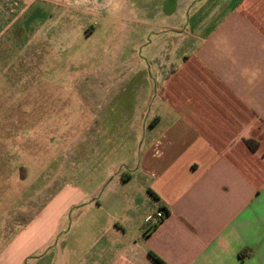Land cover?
Returning a JSON list of instances; mask_svg holds the SVG:
<instances>
[{
  "label": "crops",
  "instance_id": "obj_1",
  "mask_svg": "<svg viewBox=\"0 0 264 264\" xmlns=\"http://www.w3.org/2000/svg\"><path fill=\"white\" fill-rule=\"evenodd\" d=\"M115 1L17 0L11 21L0 15V41H17L14 62L0 46V243L13 236L9 264H23L28 255H16L17 225L46 229L39 243L50 246L46 264H163L151 251L164 264H264V0H160L154 16L142 10L113 17L137 27L114 33L108 51L116 60L126 55L137 73H154L157 95L119 108L121 102L95 96L75 119L100 131L109 122L113 135L125 128L130 159L119 160V174L108 172L114 175L94 201L70 182L54 192V179L42 181L40 204L21 209L30 218H20L25 176L17 175V121L38 118L34 105L43 90L34 100L21 93L51 81L17 72L80 66L66 51L101 25L85 23L81 14L96 15ZM58 102L64 111L44 110L40 118L70 119L72 102ZM82 205L85 216L68 225L67 214ZM160 210L165 216L158 220Z\"/></svg>",
  "mask_w": 264,
  "mask_h": 264
},
{
  "label": "rangeland",
  "instance_id": "obj_2",
  "mask_svg": "<svg viewBox=\"0 0 264 264\" xmlns=\"http://www.w3.org/2000/svg\"><path fill=\"white\" fill-rule=\"evenodd\" d=\"M128 3L127 8L126 0H117L109 9L96 15L81 14L86 20L85 23L93 20L100 22L101 25H94L93 30L96 31L90 39H83L79 42L73 41L71 45L73 48L69 49L68 52L66 51L65 58L72 60V63L80 59L78 61L80 66H74L68 62L69 64L59 70L51 72H17V75L23 76V78L27 76L33 80L41 78L42 81H51L48 85L43 87L32 86L21 93H29L34 100L36 91L43 90L40 94V100L34 105V108L39 110L38 118L17 121L18 125L21 126L20 128L17 126V175L21 173V176H25L21 184L22 188L17 206L20 208L18 214L20 213V218L24 221L29 220L30 216L24 212L26 210L21 209L30 204L34 207L40 204V198L35 195L45 192V184L42 181L54 179L55 183L50 191H56L63 183L70 182L78 186L87 194L88 198L92 199L94 196L99 197L102 194L111 176L114 175L113 173L108 178L106 177L111 169L119 174V160L130 159V154L124 147L125 143H123L125 128L119 130L118 135H113L110 131L113 129H111L109 122H107L106 131H104L106 126H102L103 130L100 131L98 127L94 126V123L82 126L75 119L79 110L83 107L87 109L83 101L92 100L95 96L101 95L112 100V102H121L116 105V108H119L125 107L126 102L131 101V99L152 98L157 95V91L154 89L156 85L154 73H137L136 69H131L129 65H126L124 61L127 58L126 55L119 56L116 60L109 52L110 48L113 47L110 42L114 41H111L110 38L114 33H119L126 24L129 27L132 25L134 28L137 27L136 24L112 18L124 17L125 12L137 16L142 10H147L150 12V16H154L160 0H131ZM16 5L17 0H5V2L0 3V15L6 16V21H11L17 15ZM72 15L76 14L72 13ZM140 26H138V32L142 33ZM8 38L10 37L7 36L4 41L1 40L0 46L6 51L4 59L7 58V61L11 62L17 54V41ZM138 49L141 50V48ZM141 73L146 74L148 78L143 79ZM5 75L8 76L9 74L5 73ZM146 79L149 80V85L146 83ZM52 85L54 86L50 88ZM46 98L55 100L52 104H47L44 103ZM63 98H68L72 102L69 106L70 112H73L70 119L62 120L61 116L56 113L48 115L52 116L50 118H40L44 115L40 114L41 111L45 113L44 110H48V113L49 111H64L61 108V103L58 102ZM22 109L23 111L27 110L23 107ZM115 146L119 147L116 155L110 152ZM101 147L106 149L103 154L100 151ZM19 167L23 168L20 170ZM81 207L87 209L86 205H82L67 214L65 221L68 225L75 216L80 214L78 210ZM83 214H80L81 217L85 216ZM24 228L22 225H17V231H13L19 237L18 243H22L20 247L15 248L16 255L19 251H27L28 255L24 258L23 264H35V259L38 256L42 258L40 264H46L47 256L45 254L50 246L46 249L39 244L48 237L46 229L43 228L39 232H34L29 229L24 231ZM5 238V243H0V264H2L3 255L6 264H9L11 251L8 249V243L11 242L13 236L7 233ZM55 242L56 237L53 240V243ZM12 250L14 251V249Z\"/></svg>",
  "mask_w": 264,
  "mask_h": 264
},
{
  "label": "trees",
  "instance_id": "obj_3",
  "mask_svg": "<svg viewBox=\"0 0 264 264\" xmlns=\"http://www.w3.org/2000/svg\"><path fill=\"white\" fill-rule=\"evenodd\" d=\"M247 143H248L252 148L256 147V145H257V144H255V146L252 145L251 141H247ZM125 177H127V176H125ZM149 191H150L151 193H153L154 195H156L151 189H149ZM150 254H151V255H152L157 261H159V262H161V263L164 264V261H163L160 257H158L155 253H153V252L151 251Z\"/></svg>",
  "mask_w": 264,
  "mask_h": 264
},
{
  "label": "built area",
  "instance_id": "obj_4",
  "mask_svg": "<svg viewBox=\"0 0 264 264\" xmlns=\"http://www.w3.org/2000/svg\"><path fill=\"white\" fill-rule=\"evenodd\" d=\"M164 216H165V213H164L162 210H160V211H158V212L156 213V217H157L158 220H161ZM150 218H151V217H149V219H150Z\"/></svg>",
  "mask_w": 264,
  "mask_h": 264
}]
</instances>
